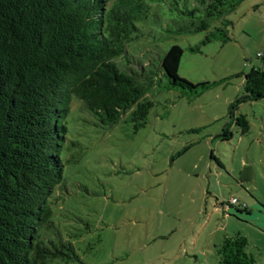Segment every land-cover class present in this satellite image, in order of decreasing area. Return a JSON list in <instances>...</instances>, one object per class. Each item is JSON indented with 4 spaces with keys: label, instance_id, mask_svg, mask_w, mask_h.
Masks as SVG:
<instances>
[{
    "label": "trees",
    "instance_id": "1",
    "mask_svg": "<svg viewBox=\"0 0 264 264\" xmlns=\"http://www.w3.org/2000/svg\"><path fill=\"white\" fill-rule=\"evenodd\" d=\"M241 1L0 0V264H85L101 239L88 237L93 226L71 210L69 196H56L69 189L74 101L94 128L135 135L147 124L151 97L176 90L194 98L210 87L180 78L184 51L172 45L165 52L163 41L201 32L203 46L228 41L222 28L209 30ZM142 38L145 53L136 48ZM260 58L241 74L242 95L229 106L240 134L248 122L233 111L264 99ZM229 126L224 141L232 137ZM241 204L227 203V212L248 218L252 212ZM247 246L240 234L224 235L215 246L218 264H256Z\"/></svg>",
    "mask_w": 264,
    "mask_h": 264
},
{
    "label": "rangeland",
    "instance_id": "2",
    "mask_svg": "<svg viewBox=\"0 0 264 264\" xmlns=\"http://www.w3.org/2000/svg\"><path fill=\"white\" fill-rule=\"evenodd\" d=\"M215 28L229 40L203 46L201 32L163 41L165 52L172 45L184 51L180 78L210 87L194 98L176 90L151 97L147 124L135 135L94 128L74 101L65 153L69 189L56 196H69L67 205L93 226L88 237L101 239L85 264H218L215 246L226 234L245 237L246 252L264 264V99L233 111L248 122L244 134L229 112L243 92L241 74L264 57V0L241 1L209 31ZM147 44L142 38L136 48L145 53ZM227 124L232 137L224 141ZM244 167L251 180L240 183ZM232 198L252 215L227 212Z\"/></svg>",
    "mask_w": 264,
    "mask_h": 264
},
{
    "label": "water",
    "instance_id": "3",
    "mask_svg": "<svg viewBox=\"0 0 264 264\" xmlns=\"http://www.w3.org/2000/svg\"><path fill=\"white\" fill-rule=\"evenodd\" d=\"M251 180V169L250 167H244L239 178L240 183L248 182Z\"/></svg>",
    "mask_w": 264,
    "mask_h": 264
},
{
    "label": "built area",
    "instance_id": "4",
    "mask_svg": "<svg viewBox=\"0 0 264 264\" xmlns=\"http://www.w3.org/2000/svg\"><path fill=\"white\" fill-rule=\"evenodd\" d=\"M228 204H231V205H233V206H239V205H240V203L238 202V200H237L236 198H232V199L228 202ZM241 206H242V207H245L244 204H241Z\"/></svg>",
    "mask_w": 264,
    "mask_h": 264
}]
</instances>
